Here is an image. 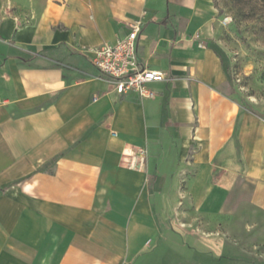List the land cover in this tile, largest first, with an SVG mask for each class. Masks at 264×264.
<instances>
[{"label": "crops", "instance_id": "1", "mask_svg": "<svg viewBox=\"0 0 264 264\" xmlns=\"http://www.w3.org/2000/svg\"><path fill=\"white\" fill-rule=\"evenodd\" d=\"M137 18L152 98L87 52ZM218 31L213 0H0V264H209L188 237L264 264V118L227 91ZM243 218L250 252L226 236Z\"/></svg>", "mask_w": 264, "mask_h": 264}, {"label": "rangeland", "instance_id": "2", "mask_svg": "<svg viewBox=\"0 0 264 264\" xmlns=\"http://www.w3.org/2000/svg\"><path fill=\"white\" fill-rule=\"evenodd\" d=\"M217 10L219 31L216 37L217 48L227 65L230 80L227 91L231 93L244 106L252 109L257 115L264 118V0H213ZM226 17L224 23L221 19ZM170 182L169 176L166 183ZM165 184V193L169 185ZM250 210V207H246ZM167 210V208H166ZM172 216L171 207H169ZM249 218H243L233 223L235 234H226L229 241L234 237L240 242L242 251L250 252L249 242L257 241L255 235L246 230L244 225ZM166 227L165 222L162 223ZM243 228V229H242ZM168 234V233H167ZM200 236L204 234L199 233ZM261 234V233H258ZM173 236V233L168 234ZM174 241L178 243V239ZM189 242H196L199 249L209 250L210 256L205 263L217 264L219 249L214 244V237L196 241L191 237ZM173 241V242H174ZM196 246V244H195Z\"/></svg>", "mask_w": 264, "mask_h": 264}, {"label": "built area", "instance_id": "3", "mask_svg": "<svg viewBox=\"0 0 264 264\" xmlns=\"http://www.w3.org/2000/svg\"><path fill=\"white\" fill-rule=\"evenodd\" d=\"M226 19L223 17L221 23H224ZM128 25L129 29L122 38L113 43L102 42L87 46V52L91 54V62L113 85L118 94L134 92L141 99L152 98L154 92L148 87L149 83L162 81L166 76L161 70L148 68L138 63L135 49L143 22L137 18L132 19ZM130 154L132 155L130 166L143 168L146 163V147L137 146Z\"/></svg>", "mask_w": 264, "mask_h": 264}, {"label": "trees", "instance_id": "4", "mask_svg": "<svg viewBox=\"0 0 264 264\" xmlns=\"http://www.w3.org/2000/svg\"><path fill=\"white\" fill-rule=\"evenodd\" d=\"M238 102H239L244 108H246L247 110H249V111L255 113L252 109H250V108L248 107V104H247V106H244L243 103H242L241 101H238ZM255 114H256V113H255Z\"/></svg>", "mask_w": 264, "mask_h": 264}]
</instances>
